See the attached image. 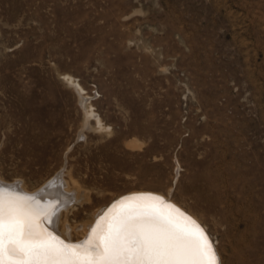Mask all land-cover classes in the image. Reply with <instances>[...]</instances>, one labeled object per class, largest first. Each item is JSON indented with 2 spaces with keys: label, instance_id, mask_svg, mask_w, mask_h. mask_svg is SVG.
<instances>
[{
  "label": "rangeland",
  "instance_id": "rangeland-1",
  "mask_svg": "<svg viewBox=\"0 0 264 264\" xmlns=\"http://www.w3.org/2000/svg\"><path fill=\"white\" fill-rule=\"evenodd\" d=\"M61 173L74 243L139 191L264 264V0H0V179Z\"/></svg>",
  "mask_w": 264,
  "mask_h": 264
},
{
  "label": "snow or ice",
  "instance_id": "snow-or-ice-1",
  "mask_svg": "<svg viewBox=\"0 0 264 264\" xmlns=\"http://www.w3.org/2000/svg\"><path fill=\"white\" fill-rule=\"evenodd\" d=\"M31 199L0 189V264H221L204 230L158 196L122 199L83 244L43 227Z\"/></svg>",
  "mask_w": 264,
  "mask_h": 264
},
{
  "label": "bare ground",
  "instance_id": "bare-ground-1",
  "mask_svg": "<svg viewBox=\"0 0 264 264\" xmlns=\"http://www.w3.org/2000/svg\"><path fill=\"white\" fill-rule=\"evenodd\" d=\"M81 100H82V104L86 108L88 99L81 97ZM87 114L88 115L90 114V116H92V117H87V121H86V127L87 128L91 127L90 123H89L91 118L95 119L97 121L96 123H98L101 128L103 127V126H101V118H99L93 112L87 111ZM82 135L83 134H81V136ZM0 189H3V190L10 192V193L18 194L20 196L32 198L31 203H32L33 207L36 208L38 211H40L42 216L44 213H47V215L43 216V218L41 220L43 227L47 228L49 231H51L55 235H57L60 239L64 240L65 243H69V244H83L91 236L92 229L95 228L96 225L100 222L101 217H103L107 212L112 210L113 206L116 205L117 203H119V201H121L122 199H126L130 196H137V195L158 196V197L164 199L166 203L173 205L175 208L179 209L181 212H183L185 215L189 216L193 221H195L204 230V232L209 236L210 241L213 242V245L218 252L219 260L220 259L222 260L221 254L216 247V244L214 241L215 239L213 240L212 235L211 234H210L211 236L209 235V233L207 231L208 229L205 228L206 226L204 227L199 222V220L195 218V216L193 217L188 212L186 213V211L179 208L175 204V202L173 203L171 200L166 199L165 196L163 197V195L161 196V195H158L157 193L156 194L148 193V192L139 193V191H138V193H136V191H135V193H133V194H128V195L125 194L126 196L120 197V199L116 200L110 206V208H106L102 212H100V215L97 218V222L94 225L92 224V226L89 228L90 234L85 238V240L83 237L84 241H82V242L79 241V243H74V241H72V239L70 237V233H67V231L70 232L71 230H73L71 228L72 226L69 224L68 218L65 214H63V213H65L63 211L68 210L69 206H71V202L74 199L76 200V202L81 200L82 193H80L78 191H72L70 189V186L67 183V181H65L62 173L60 175H58L56 178H54V180L52 182H50L49 184H47L45 187H43L40 190L35 191V192L28 191L21 182H16L14 184H8V183H5L4 181H2L1 179H0ZM61 215L64 216L63 223L61 222ZM60 225H63V227H64L63 231L60 230V228H59ZM66 226H68V227L70 226L68 230L66 229ZM221 260H220V262H221Z\"/></svg>",
  "mask_w": 264,
  "mask_h": 264
}]
</instances>
